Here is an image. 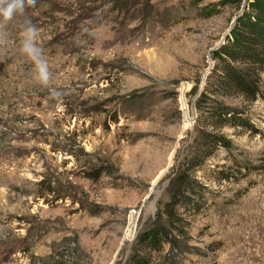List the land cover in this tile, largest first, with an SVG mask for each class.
Segmentation results:
<instances>
[{
	"label": "rangeland",
	"instance_id": "374dc122",
	"mask_svg": "<svg viewBox=\"0 0 264 264\" xmlns=\"http://www.w3.org/2000/svg\"><path fill=\"white\" fill-rule=\"evenodd\" d=\"M254 1L35 0L0 22V264H264V66L254 101L212 90ZM203 129L227 146L154 247Z\"/></svg>",
	"mask_w": 264,
	"mask_h": 264
},
{
	"label": "trees",
	"instance_id": "16d2710c",
	"mask_svg": "<svg viewBox=\"0 0 264 264\" xmlns=\"http://www.w3.org/2000/svg\"><path fill=\"white\" fill-rule=\"evenodd\" d=\"M252 14L244 15L233 31L232 39L229 45L225 46L221 52V65L218 74L213 83V92H218L223 98H244L247 101H254L257 98L259 90V75L264 66V0H255L252 4ZM228 113H223L224 122L232 121ZM216 116L221 118V114ZM225 117V118H224ZM236 116H232L235 118ZM237 126V125H235ZM205 128H218L213 119ZM197 152L191 157L189 163L181 167L174 179L171 180L168 193L170 203L166 206L164 215L167 217L165 225L152 229L142 237L145 242H151L156 247L161 242L162 236H169L177 231L178 219H173L172 207H183L188 197L190 188L198 184L195 180V173L205 164L212 154V146L225 147L223 140L207 130L198 133L195 140ZM179 214V210L176 215ZM179 222V221H178ZM171 226H174L172 228ZM129 264H148L142 258L134 257Z\"/></svg>",
	"mask_w": 264,
	"mask_h": 264
},
{
	"label": "clouds",
	"instance_id": "9594fccd",
	"mask_svg": "<svg viewBox=\"0 0 264 264\" xmlns=\"http://www.w3.org/2000/svg\"><path fill=\"white\" fill-rule=\"evenodd\" d=\"M27 4H35V0H0V22L11 21L16 15L23 14ZM40 29L25 21L21 25V39L19 51L26 56L34 66L35 80L47 86L50 80V71L42 50L37 46Z\"/></svg>",
	"mask_w": 264,
	"mask_h": 264
},
{
	"label": "water",
	"instance_id": "95a60500",
	"mask_svg": "<svg viewBox=\"0 0 264 264\" xmlns=\"http://www.w3.org/2000/svg\"><path fill=\"white\" fill-rule=\"evenodd\" d=\"M243 10H246V6L243 7Z\"/></svg>",
	"mask_w": 264,
	"mask_h": 264
},
{
	"label": "built area",
	"instance_id": "2783aa9c",
	"mask_svg": "<svg viewBox=\"0 0 264 264\" xmlns=\"http://www.w3.org/2000/svg\"><path fill=\"white\" fill-rule=\"evenodd\" d=\"M132 214V216H134L135 214L134 213H131Z\"/></svg>",
	"mask_w": 264,
	"mask_h": 264
}]
</instances>
